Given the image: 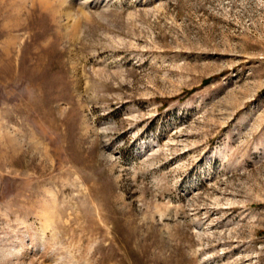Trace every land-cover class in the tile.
I'll return each instance as SVG.
<instances>
[{
	"label": "rangeland",
	"instance_id": "374dc122",
	"mask_svg": "<svg viewBox=\"0 0 264 264\" xmlns=\"http://www.w3.org/2000/svg\"><path fill=\"white\" fill-rule=\"evenodd\" d=\"M0 264H264V0H0Z\"/></svg>",
	"mask_w": 264,
	"mask_h": 264
},
{
	"label": "bare ground",
	"instance_id": "6f19581e",
	"mask_svg": "<svg viewBox=\"0 0 264 264\" xmlns=\"http://www.w3.org/2000/svg\"><path fill=\"white\" fill-rule=\"evenodd\" d=\"M18 249H20V248H18ZM18 249H17V250H18ZM20 251H21V250H19V251H17V252H18V253H21ZM15 252H16V251H15ZM18 253H16V254H18ZM16 254H15V256H16Z\"/></svg>",
	"mask_w": 264,
	"mask_h": 264
}]
</instances>
